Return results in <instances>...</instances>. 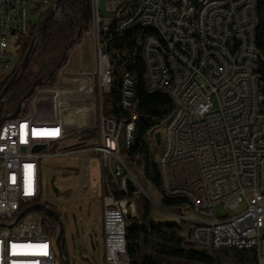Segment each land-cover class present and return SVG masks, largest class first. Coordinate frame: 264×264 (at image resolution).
Returning a JSON list of instances; mask_svg holds the SVG:
<instances>
[{"label": "built area", "instance_id": "obj_1", "mask_svg": "<svg viewBox=\"0 0 264 264\" xmlns=\"http://www.w3.org/2000/svg\"><path fill=\"white\" fill-rule=\"evenodd\" d=\"M129 1L90 0L94 66L61 74L55 82L43 77L50 82L35 88L29 104V97L23 98L21 112L10 117L15 111L6 104L8 92L23 71L17 67L19 55L10 48L11 37L28 34L33 5L52 8L56 0H0V87L11 79L6 94H0V264H64L57 252V232L45 231V218L35 205L45 203V167L53 168L58 157L83 155L84 172L89 174L91 154L97 155L102 174L104 264H125L120 227L130 221L116 200L107 197L102 162H111L119 189L136 193L139 183L132 172L121 173L116 148L117 133L129 134L136 111L128 106L130 81H124L121 100L128 114L121 118V128L112 129V117L103 112L100 34L108 27L109 12L121 14ZM189 3L139 2L137 25L158 23L171 37L170 47H162L153 34L144 41L148 89L166 93L175 102L172 114L159 126L160 141L154 130L144 140L150 137L159 145L157 165L169 193L186 192L194 203L193 217L169 208L189 229L190 244L205 250L253 248L257 264H264V80L256 39L257 0H204L198 13L202 37L193 34ZM127 22L121 19L120 31ZM166 53H174V61H166ZM169 123H177V131H169ZM79 133L80 146H65V139ZM217 207L226 213L219 214ZM198 221H207V228L195 230Z\"/></svg>", "mask_w": 264, "mask_h": 264}, {"label": "trees", "instance_id": "obj_2", "mask_svg": "<svg viewBox=\"0 0 264 264\" xmlns=\"http://www.w3.org/2000/svg\"><path fill=\"white\" fill-rule=\"evenodd\" d=\"M84 2L85 0H66L65 4L72 12L80 16ZM257 8L259 24L256 39L258 49L262 54L260 72L264 80V0H257ZM50 11L51 8L49 7L41 15L39 22L30 26L29 32L24 38L26 48L19 55L17 67L23 62L33 36L40 29ZM79 23L82 28L75 43L79 42L86 28V23L82 19H79ZM151 33H154L153 29L142 26L120 31L118 22L114 20L100 34V39H104V45L108 51L111 70V84L104 96L103 112L115 120L127 117L128 112L123 108L121 99L124 80L129 77L132 81L136 101L135 110L138 114L135 132L138 131L139 136L138 138L134 137L129 148L124 147V156L143 155L146 162L147 176L151 177L153 185L162 192V182L156 163H154V173L150 176V151L144 136L147 132L156 130L172 114L175 102L166 93L152 92L148 89L145 77L146 64L143 57V45L147 35ZM75 35V20L71 16L61 20L53 18L49 22L47 29L42 33L38 43L33 48L21 76L8 92L7 100L10 97L17 102L8 105L12 112L15 111L19 102L30 90L33 82L40 77L47 78L50 71L56 68L70 40ZM59 70L60 68L55 71L53 82L57 80ZM2 91L3 87H0V94ZM128 161L127 158L125 160L126 168L128 167ZM137 161L139 160L137 159ZM110 184L111 192L116 198L127 203L131 202L128 198L129 194L119 189V183L111 181ZM106 192L109 193L107 189ZM162 195V200L166 205L188 208V201L185 198H170L163 193ZM45 203L55 209L51 203ZM38 211L45 218V231L55 234L58 225L55 217L45 213L42 209H38ZM129 221L126 230V247L130 264H257L256 251L253 248L205 250L192 246L183 235L185 230L183 223L176 220L157 221L151 215V204L149 202L142 203L140 219L131 217Z\"/></svg>", "mask_w": 264, "mask_h": 264}, {"label": "rangeland", "instance_id": "obj_3", "mask_svg": "<svg viewBox=\"0 0 264 264\" xmlns=\"http://www.w3.org/2000/svg\"><path fill=\"white\" fill-rule=\"evenodd\" d=\"M85 3H90V0H85ZM49 4H35L32 6L29 13V20L31 25H35L39 22V19L43 13H45ZM68 10H60L56 12L53 18L58 20L64 19L70 16L67 12ZM83 12V10H81ZM81 12V15H82ZM115 13L109 12V17H114ZM80 15V16H81ZM112 15V16H111ZM52 18V19H53ZM76 26V24H75ZM82 28V27H81ZM94 23L90 21L86 23V28L84 29L82 36L78 43H75L69 49V56L78 47L79 43L85 40L87 35L90 36L91 40L95 39L94 36ZM81 31V30H80ZM38 32V31H37ZM37 32L32 38H35ZM42 35V34H41ZM41 37V36H40ZM40 37L36 40L35 46L38 43ZM88 38L87 44L90 52V63L89 66L93 67L95 63V51L93 43ZM23 37H11V49L15 55H20L23 45ZM95 41V40H94ZM93 41V42H94ZM34 46V47H35ZM67 57V58H68ZM92 60V64H91ZM67 62V61H66ZM59 70V75L64 73L65 63ZM69 63V61H68ZM83 62L78 63L75 70H80L84 68ZM67 67V66H66ZM59 75L56 77L58 78ZM55 79V78H54ZM37 90V88H36ZM32 97L28 98V104L30 103ZM16 100L8 98L6 104H16ZM161 127H158L155 131H160ZM139 132H135V138H138ZM146 142L149 145L150 151V176L154 173V163L158 164L159 156V145H153V141L150 137H147ZM67 147H78L81 143V134L70 136L64 141ZM125 148L121 149V156L124 160L129 159L128 167H123V175H130V172L134 174L139 183V189H136L135 194L129 195V199L133 203V210L130 217H137L140 219V211L142 208V203L149 202L151 204V215L157 221H169L176 220L182 223L181 218H175L170 212V207L166 205L162 198V192L156 188L151 177L147 176L146 173V162L143 155H138L135 157L124 156ZM83 155H76L72 157H58L53 161L56 162L55 165H60L61 168L54 169L45 167L43 176V191H42V201L51 203L64 223L66 233H65V243L66 249L69 255L71 264H82V260L88 255L89 247H92V259L91 264H104V246L102 243V208H101V198H102V174L99 165V160L97 155L91 154L90 160V173L86 174L84 172V164L82 162ZM137 159L139 161H137ZM58 163V164H57ZM69 167H75L77 170H71ZM107 175L110 181H113L110 171ZM219 214H225V210L222 207H217ZM187 212V213H186ZM184 215L193 217L195 215L190 214L191 211L188 208L183 209ZM188 229L183 231V235L186 237ZM92 236L94 242V248L91 246L89 237ZM187 239V237H186ZM87 258V257H86Z\"/></svg>", "mask_w": 264, "mask_h": 264}, {"label": "bare ground", "instance_id": "obj_4", "mask_svg": "<svg viewBox=\"0 0 264 264\" xmlns=\"http://www.w3.org/2000/svg\"><path fill=\"white\" fill-rule=\"evenodd\" d=\"M142 0H130L129 4H127V8L124 9L123 12L120 11H112L111 13H115L114 17H109L108 26L110 23L114 20H116L119 24V28L121 26V19H128V22L125 23V25H122V31H127L137 25V19L136 16L138 14H141L142 12V5L139 4ZM191 3H189L188 8V15H189V21H191V25H193V34H195V37H202V33H204V26L201 24V16L200 10L201 6L204 5V0H190ZM112 16V15H111ZM146 28H151L154 30L153 36L158 39L159 44L162 45V47H170L171 45V37L168 36V31L158 23H151L149 25L145 26ZM108 27H102V32L106 30ZM166 61H174V53H166ZM104 62H105V83H106V91L109 90L110 84H111V70H110V60L108 56V51L106 46L104 45ZM124 81H130L129 85V92H128V106H131V110H135L136 101L134 99V92L132 87V81L129 77H126ZM124 89V88H123ZM138 121V114L137 112H134V115H132V123H131V130L128 131H120V133H117V141H116V148H117V156L121 158L120 162V169L121 173L123 171V167H125V160L121 156V149L122 147L129 148L134 140L135 137V129L136 124ZM121 128V120H115L112 118V129H119ZM169 131H177V123H169ZM126 138H128V143L126 144ZM102 169H103V180H105V186L107 191L109 192L107 194V197L110 199L116 200V203L120 206V208L123 209V216H125L126 220L129 221V215H131V212L133 210V203L126 201L122 199H118L115 197V195L111 192L110 189V178L107 175L108 171H110V175L113 177V182L118 183L117 180H115V173L114 169H112L111 162H102ZM159 173H160V168ZM162 193L170 198H185L188 201V208L190 209L191 213L196 216V208H194L193 201L190 200V196L186 194V192H173L169 193L168 187L165 184H162ZM178 210L182 211L184 207H178ZM187 208V209H188ZM187 213V212H186ZM189 215V214H188ZM184 215L185 217L189 216ZM133 217V216H132ZM134 217H136L134 215ZM179 219V218H178ZM182 219V218H181ZM121 225L120 227V238H121V256L122 261H125V264H130L128 255H127V247H126V230L127 226ZM204 228H207V221H198L195 222V230H203ZM189 236V229L187 233V239Z\"/></svg>", "mask_w": 264, "mask_h": 264}, {"label": "water", "instance_id": "obj_5", "mask_svg": "<svg viewBox=\"0 0 264 264\" xmlns=\"http://www.w3.org/2000/svg\"><path fill=\"white\" fill-rule=\"evenodd\" d=\"M83 5L85 6L82 15L79 16L77 14H75L72 11L67 12L74 20H75V24H76V35L70 40L68 47L66 48V50L63 53L62 58L59 60L56 68H54L52 71H50L48 77L52 78L54 76L55 71L58 68H61L62 65L64 64V62L67 61V57H68V50L70 49V47L76 42V40L78 39L79 35H80V30H81V24L79 23V19H82L85 23H89L91 18H90V4L88 3H83ZM63 9V10H68V7L65 6L64 4V0H56L54 6L51 8L50 13L47 15V17L45 18L42 26L40 27V29L38 30L35 38L33 39V41L31 42V44L29 45L25 58L23 60V62L20 65L21 69H24L26 63L29 60V57L33 51V48L35 46L36 40L38 39V37L41 36V34L47 29L49 22L52 20V18L54 17L55 13L58 11V9ZM24 39V38H23ZM26 48V43H25V39L23 40V45H22V50H24ZM8 79V76L5 77V81ZM11 79L8 81V83L5 85L4 89H3V93L2 96H4L6 94V90L8 85L10 84ZM50 81H45L43 80V77L37 78L34 82L32 87L30 88V90L25 94V96L23 98H28L30 97L33 93L36 87L41 86L43 84H47ZM21 112V106L20 104L17 106L16 110L14 113H12L10 115V117H16L19 113ZM0 122H1V118H0ZM156 139L159 142L160 141V131L156 132ZM54 169H59L61 168L60 165H53ZM69 169L71 170H76L75 167H69ZM36 208L38 209H42L45 213L55 217V219L57 220V234H56V243H57V252L58 254L62 257V259L64 260V264H71L70 259H69V255L66 249V243L64 240L65 237V226L64 223L60 217V214L53 208L51 207L49 204L47 203H40L35 205Z\"/></svg>", "mask_w": 264, "mask_h": 264}, {"label": "crops", "instance_id": "obj_6", "mask_svg": "<svg viewBox=\"0 0 264 264\" xmlns=\"http://www.w3.org/2000/svg\"><path fill=\"white\" fill-rule=\"evenodd\" d=\"M88 38H90L89 35H87L85 37V40L82 43H79L78 47H76V49L71 53L70 57L67 58V62L65 63V69H64V73L63 74L69 75V74L77 73L80 70H82V69H80V70H78V69L75 70L74 69V68L77 67V64L80 63V62L81 63L83 62V64H85L84 68L90 67L89 66V63H90V52H89V47H88V44H87ZM94 40L95 39L91 40V38H90V41L93 43V46L95 48V41ZM68 61H69V63H68ZM91 64H92V60H91ZM65 231H66V229H65ZM101 237H102L101 240H102V243H103V246H104L103 227H102ZM91 254L93 255V253H91Z\"/></svg>", "mask_w": 264, "mask_h": 264}, {"label": "flooded vegetation", "instance_id": "obj_7", "mask_svg": "<svg viewBox=\"0 0 264 264\" xmlns=\"http://www.w3.org/2000/svg\"><path fill=\"white\" fill-rule=\"evenodd\" d=\"M89 240H90V243H91V246H93V248L95 247L94 246V242H93V239H92V236L89 237ZM92 247L90 248L89 247V250H88V255L82 260V264H91V259H92Z\"/></svg>", "mask_w": 264, "mask_h": 264}]
</instances>
